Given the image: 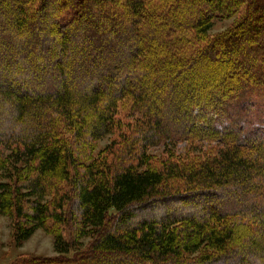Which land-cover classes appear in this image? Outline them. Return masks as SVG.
<instances>
[{"label": "trees", "instance_id": "obj_1", "mask_svg": "<svg viewBox=\"0 0 264 264\" xmlns=\"http://www.w3.org/2000/svg\"><path fill=\"white\" fill-rule=\"evenodd\" d=\"M79 2L0 0V77L14 81L0 83V216L14 221L17 244L53 232L57 254L16 264H264V0ZM93 12L117 28L130 20V37L102 33L117 55L71 46L78 33L98 35ZM217 18L234 24L210 38ZM55 21L59 40L30 37ZM156 22L169 25L158 31ZM138 38L147 48L128 52ZM96 50L99 59L89 58ZM68 55L66 69L59 61ZM188 60L224 66L191 74ZM123 101L134 124L116 118ZM175 139L213 151L192 164L148 156Z\"/></svg>", "mask_w": 264, "mask_h": 264}, {"label": "rangeland", "instance_id": "obj_2", "mask_svg": "<svg viewBox=\"0 0 264 264\" xmlns=\"http://www.w3.org/2000/svg\"><path fill=\"white\" fill-rule=\"evenodd\" d=\"M10 1L12 0H7V2L9 3ZM57 2L59 4H66V5H69V4L77 5L80 3L79 0H57ZM206 2L207 0H202L203 4H205ZM109 9L110 8H105L103 9L102 12L105 14L107 10ZM261 10H262L261 7L255 6L254 12H253L254 15L252 14L251 17L255 16ZM185 12L186 10L184 8H180L179 10L174 12L173 15H169L167 21L174 20L178 15H180L181 13H185ZM203 12H205L204 9H199L197 14H202ZM12 13H14V11H12ZM27 13H28L27 18H28L30 17V14L29 12ZM42 15H45V13ZM162 16H164V12L156 15L155 17L161 18ZM11 20H8V21H11ZM80 20L82 21L84 19L82 18ZM63 22L69 23V21H65V20ZM129 22L130 20L123 19V22L120 24L119 28H117L116 26H113L108 19H102L99 13L93 12V17L91 18V25H94L95 33L98 35H93V37H88L86 35L78 33L73 38L74 43H71V46H73V48L75 47V49L78 50L77 54H80V55H84L86 54V52H84L81 49H78L77 46H80L81 43L83 44L84 42L91 43V46H88V47H93L94 45H98L104 51L111 50L114 53L113 55H117L119 52L118 49L116 48L117 42L112 43L111 47L106 48L105 47L106 41L102 38V33L109 35V37L112 36V38L115 33H119L121 36L125 38L130 37L131 35H129V32L126 30V27H128ZM53 23L54 24L52 25V31H50L49 34L44 33L42 30L41 31L30 30L29 31L30 37H44V40H47L50 38L59 40V37H60V33H59L60 27L59 26L60 25H58V21H55ZM233 24H234V18L225 19V20L217 18L213 21V26L211 30L209 31L208 36L210 38H216L220 36L221 34L225 33L227 30H229ZM167 25H169L168 22L166 24L165 22H156L152 26V28L159 31V29L166 27ZM67 30H69V28ZM68 34L70 35L71 32ZM114 38L116 41V37ZM130 40L131 41L129 42L130 46H128L129 47L128 52H134V50L138 46L142 47L143 49L147 48L146 39L144 40L143 38H138L137 40L136 39H130ZM40 45L38 46V48L42 49ZM43 46L45 45L43 44ZM11 47H14V46H11ZM223 49H226V48H224L223 46ZM51 52H52L54 59L60 58V54L57 50H54V51L51 50ZM95 52L97 54H94V56H91V57L89 56V58L98 60L99 59L98 50H96ZM68 58H70V55H68L65 59H60L59 61V62H64L63 66L66 69H67V63L69 61ZM202 59H206V56L202 57ZM59 62H56V63L59 64ZM31 64L34 67L36 63L34 60H31ZM97 64L95 65L98 67ZM13 65L16 67V69L22 68V66L18 62H14ZM99 65H100L99 67H109L107 66L108 64L106 62H103L102 64H99ZM223 66H224L223 64L218 65L215 63H208V64L203 65L200 62H195L191 60H188L187 62H185V69H188L189 71L191 70L190 72L191 74H193L196 71L207 70L211 74L216 75V73H218L219 70ZM0 83L3 85L12 86L14 84V81L13 79H9L6 77H2V78L0 77ZM71 86L72 88H77V85L75 82L71 83ZM118 86H119L118 82H115L113 84V87L115 88H117ZM38 87H41V85H38ZM104 88L105 87L102 85H94V84L86 85L85 84L83 90L93 92L94 90L103 91ZM19 91L20 90H18V92ZM131 107H132L131 103L129 102L123 101L119 103L117 112H116L117 113L116 118H119L120 121H123V123L125 124H128V123L134 124L135 117L133 116V111ZM175 109H176L175 112L177 116L182 115L181 106H177ZM184 130L188 131L189 129L184 128ZM113 139H114V136L109 135L97 141L95 148L92 150V158L93 159L98 158L99 154L104 151V148L108 146ZM194 144L195 145L197 144V145L192 147L189 143L183 141L182 139H175L171 142L170 141L163 142L159 147L150 149V154L148 156H150L153 160H158L166 156L167 152H170L174 156L175 159L180 161V163L184 162V164H187V163L192 164V163H197L198 161H201L203 159V156L205 155V154L202 155L203 153L205 152L210 153L213 151V150L210 151L211 147L213 146L212 143H209L208 145L207 143H203V144L194 143ZM195 147H197V150L194 149ZM0 182H7V180L0 179ZM214 200L216 199L213 198V201ZM136 214H142V212L139 211ZM13 226H14V221H12L9 217L0 216V264H16L22 259H26V258L52 259L57 256L54 250L53 232L51 231L47 232L43 229H38L34 232V234L27 241L21 244H17L14 240V227ZM90 241L91 240L89 238H85L84 240H82V243H84L83 248H87L90 244ZM73 255L74 253L72 252V253H69L67 257H71Z\"/></svg>", "mask_w": 264, "mask_h": 264}]
</instances>
